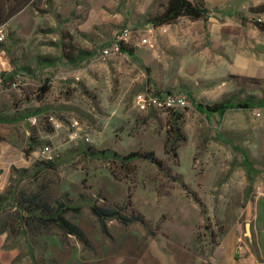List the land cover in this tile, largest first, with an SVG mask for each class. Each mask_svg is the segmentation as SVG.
<instances>
[{"label": "rangeland", "instance_id": "obj_1", "mask_svg": "<svg viewBox=\"0 0 264 264\" xmlns=\"http://www.w3.org/2000/svg\"><path fill=\"white\" fill-rule=\"evenodd\" d=\"M77 1L29 0L10 18L14 2L0 0L6 31L0 45V145L6 148L0 149V160L9 156L10 162L0 174V195L7 198L4 206L16 188L64 196L80 208L66 218L90 248L54 225L22 227L8 242L0 239V264H212L232 210L243 206L239 196L249 175L255 170L264 178V49L263 38L254 36L257 19L264 23L259 12L264 3H240L230 14L212 10L216 21L179 17L151 25L154 32L143 45L147 18L166 0L142 15L141 0H89L87 9ZM189 1L205 7L204 0ZM124 25L134 30L125 46L133 57L100 59L99 50ZM80 51L87 57L73 63L64 56ZM247 63L255 67L251 76L244 75ZM44 84L48 92L39 102ZM146 89L184 93L189 105L178 112L138 111L134 97ZM246 100L251 109H232L222 117L196 109V104ZM256 111L262 118L254 117ZM33 116L37 125L29 122ZM45 116L63 128L54 130ZM13 117L17 120L10 121ZM71 120L79 122L88 143L69 138ZM174 126L184 139L173 144L177 163L164 154ZM44 147H50L53 167L36 173L33 164L48 161L41 155ZM105 150L119 156L153 152L165 169L134 161L130 173L118 160L88 153ZM29 151L31 162L24 166L19 159ZM90 205L138 213L154 235L139 223L125 226L114 219L103 222L105 234Z\"/></svg>", "mask_w": 264, "mask_h": 264}, {"label": "trees", "instance_id": "obj_2", "mask_svg": "<svg viewBox=\"0 0 264 264\" xmlns=\"http://www.w3.org/2000/svg\"><path fill=\"white\" fill-rule=\"evenodd\" d=\"M15 4L10 11V18L17 13L19 6L28 3L29 0H12ZM50 0H47V2ZM37 7V3L33 4ZM260 13H264V6L259 9ZM207 9L200 3H193L189 0H166L165 4L160 6L155 14L150 15L147 18V23L155 27L173 23L179 17H187L192 20L203 19L208 16ZM255 26L262 32H264V23L256 22ZM66 49V48H65ZM74 51V50H72ZM123 52L128 56L133 57L132 52L123 47ZM81 56H84V52H80ZM67 61L75 62L73 53L68 56L65 54ZM78 61V60H77ZM48 92L46 84L39 88L38 100H42ZM253 103L250 101H243L237 103H231L229 101H222L210 105L196 104V109L205 114L206 116L217 114L222 117L227 111L232 109L249 110L253 107ZM40 109L36 110V113L40 112ZM1 118V117H0ZM16 120V118H14ZM172 138H167L164 143V154L169 155L171 153L173 160L177 163L178 156L176 150L173 148L177 142H183V137L180 135L178 128L172 127ZM173 144H175L173 146ZM172 146V147H171ZM29 152H25L29 154ZM91 156H96L101 159H114L118 160L121 168L126 171H130L129 163L134 161L148 162L155 166L159 171L164 170L163 163L159 160L153 152H132L126 156H119L116 153L105 150L98 152L88 151ZM53 161V160H52ZM52 161L36 162L33 164L32 169L37 173L42 169H51L53 167ZM132 173V170L130 171ZM176 181L178 177L175 178ZM184 189L185 186H182ZM7 198L0 195V236L7 233L10 237L18 234V229L22 227L30 229L33 227L38 229H46L51 225L56 226L65 236L74 237L84 248H90V244L85 237L81 229L70 222L66 215L69 213L78 214L80 208L78 206H71L67 203L64 196L56 197L51 194L47 189H39L36 192H27L22 188H16L10 196V205L4 206ZM5 207H10L5 211ZM91 213L96 219L101 222L102 232L106 234L105 224L106 220L114 219L120 222L122 225H129L133 223H139L145 227L147 231H151L150 226L144 220L143 216L138 213H132L126 215L123 213V209L119 206L109 207H97L96 205H90ZM5 214V215H4ZM18 225V228L16 226ZM16 227V230H15ZM30 227V228H29ZM152 235L154 232L151 231ZM36 234V232L32 233Z\"/></svg>", "mask_w": 264, "mask_h": 264}, {"label": "crops", "instance_id": "obj_3", "mask_svg": "<svg viewBox=\"0 0 264 264\" xmlns=\"http://www.w3.org/2000/svg\"><path fill=\"white\" fill-rule=\"evenodd\" d=\"M77 2L80 7L84 6L86 9L91 4L89 0H79ZM141 2L143 7L138 5L140 6L139 10L141 15L146 12H155L154 8L157 5V0H141ZM240 3L242 7H244L247 5L250 6L251 4L255 5L264 3V0H204L205 8L209 13L204 21H216V17L214 16L215 14H210L212 10L223 11L225 14H230L233 7L238 6ZM88 12H91L88 14L89 19H93L94 15L92 14L91 9L88 10ZM254 29V36L256 38H260L261 40L263 38V42L259 43V45H261L264 49V32L260 31L258 28ZM86 33L88 32L86 31ZM80 52H77L76 56L73 55L74 59L82 60L87 57V53L84 52L85 55L81 56ZM243 70H245V76H251L255 67L252 63H247ZM3 82L4 78L1 77L0 92L2 91V86L4 85ZM42 100L38 101L41 102ZM14 118L16 117L11 118L10 121L17 120V118L16 120H14ZM61 128L63 127H60L57 130H60ZM4 148L6 147H2V145H0L1 150ZM0 152L2 153L0 154V158H3V151ZM22 154L23 156L21 155V158L19 159L20 163L24 166L29 165L31 162V152L29 154L22 152ZM6 157L9 159V156ZM8 159L0 160V174L5 173L7 170L6 167L10 164ZM253 172L255 173L254 175H252ZM253 172L249 175L250 179L245 184L244 194L239 196V198L242 199L243 206L240 209H235L234 211L232 210L234 218L232 219V222L225 227V230L221 234L217 244H215L211 259L212 264H264V178H262L261 173H258L255 170H253ZM2 237L3 239L6 237L5 239L7 242L9 241L7 238H12L7 233L2 234L0 239Z\"/></svg>", "mask_w": 264, "mask_h": 264}, {"label": "built area", "instance_id": "obj_4", "mask_svg": "<svg viewBox=\"0 0 264 264\" xmlns=\"http://www.w3.org/2000/svg\"><path fill=\"white\" fill-rule=\"evenodd\" d=\"M257 20L258 23L262 21L260 18ZM154 29L155 28L153 26L149 25L143 38L140 39L141 44L145 45L149 43V36L154 32ZM133 31L134 30L129 26H122L113 36L111 41L99 50V58L105 60L111 56L127 55L123 52V47L129 44L133 35ZM5 39V26L0 24V45L3 44ZM48 83L51 85V87L56 86V81H49ZM188 105L189 98L184 93L156 92L146 89L143 92L136 94L134 97V106L138 111L141 112L148 110H166L178 112L187 108ZM254 117L256 119H260L262 118V113L260 111H256V113H254ZM45 119L49 121L54 130L63 127V124L54 119L52 116H45ZM29 122L32 125H37L38 118L36 116L30 117ZM66 126L71 128V134L69 135L71 140H80L86 143L90 141L87 135H82V128L78 121L71 120L69 125ZM41 155L48 161H52L54 159V157L51 155L50 147H44L41 151Z\"/></svg>", "mask_w": 264, "mask_h": 264}]
</instances>
